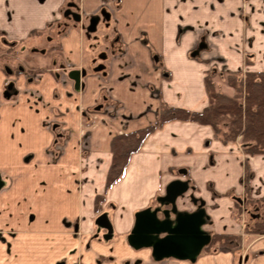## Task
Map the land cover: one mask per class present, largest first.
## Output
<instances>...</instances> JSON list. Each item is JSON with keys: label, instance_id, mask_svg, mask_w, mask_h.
Wrapping results in <instances>:
<instances>
[{"label": "crops", "instance_id": "obj_1", "mask_svg": "<svg viewBox=\"0 0 264 264\" xmlns=\"http://www.w3.org/2000/svg\"><path fill=\"white\" fill-rule=\"evenodd\" d=\"M70 3L78 23L63 16ZM245 14L248 40L241 51L234 43ZM93 17L95 32L114 26L112 43L91 39L86 25ZM227 24L234 29L229 53L237 58L236 72L264 71V0H0V264H166L155 262L151 249L131 248L127 237L135 214L171 170H185L205 202L203 230L237 237L234 248L202 249L193 262L172 264H264V235L245 231L261 221L264 208L243 212L246 197L264 198V155L221 144L209 126L165 124L132 156L124 177L104 188L113 137L154 122L161 104L187 111L208 106V54L225 51L215 37ZM37 39L46 42L44 50H35ZM30 40L33 53L42 54L32 62L42 68L22 63L19 76L8 79L3 54ZM5 44L11 46L3 53ZM74 70L86 72L79 91L69 78ZM139 181L155 186L141 194L133 184ZM102 195V205H114L108 241L94 224L95 198Z\"/></svg>", "mask_w": 264, "mask_h": 264}, {"label": "trees", "instance_id": "obj_2", "mask_svg": "<svg viewBox=\"0 0 264 264\" xmlns=\"http://www.w3.org/2000/svg\"><path fill=\"white\" fill-rule=\"evenodd\" d=\"M214 69L209 70L204 78V86L208 97V106L201 111H187L181 108L168 107L161 104L154 122L137 131L116 135L110 143L111 163L105 178V191L113 187L124 176L125 170L134 154H137L145 140L155 131L172 121L192 122L209 126L213 137L223 145L235 143L239 139L240 148L246 156L264 155V71H240L225 76L226 85L234 94L228 96L217 88L213 81ZM245 193L249 195L251 171L247 162L244 164ZM104 202V197L97 196ZM101 202V203H102ZM237 219H240L241 207L236 203ZM264 208V198L254 202L246 197L243 212L250 209ZM96 212L100 206H95ZM256 221L245 231L253 235H264V217ZM256 218H258L256 216ZM259 220V219H258ZM210 243L204 248H234L237 237L228 234H210Z\"/></svg>", "mask_w": 264, "mask_h": 264}, {"label": "water", "instance_id": "obj_3", "mask_svg": "<svg viewBox=\"0 0 264 264\" xmlns=\"http://www.w3.org/2000/svg\"><path fill=\"white\" fill-rule=\"evenodd\" d=\"M64 17H71L73 21L79 22L81 17L70 10L64 12ZM98 17L92 18L87 27L88 33H95ZM7 73L11 71L7 69ZM85 70H75L69 74V78L74 82L75 90L79 91L84 84L81 77L85 76ZM180 175L185 176V170H179ZM3 182L0 175V189ZM188 191V183L179 179L169 182L165 187V195L159 202L171 204V213H177L176 201ZM240 201V199H236ZM205 211L196 213H178L175 221L168 218V214L163 213L164 219L158 210L145 209L135 214L134 226L127 237L129 246L135 250L151 249L152 257L156 260L172 258L178 261L193 262L201 250L206 247L211 240L208 233L202 230L205 224ZM98 230L105 231L103 239L108 241L113 235V226L106 213H102L94 220Z\"/></svg>", "mask_w": 264, "mask_h": 264}, {"label": "rangeland", "instance_id": "obj_4", "mask_svg": "<svg viewBox=\"0 0 264 264\" xmlns=\"http://www.w3.org/2000/svg\"><path fill=\"white\" fill-rule=\"evenodd\" d=\"M248 17H249L248 14H245V16H243V18H244L243 20L245 21V23L244 24L243 23L240 24V27H239V28L242 29V33L243 34H242V37L240 38V40L238 41V39H236V41L234 43L235 46L238 48V50H241V51H243V49L244 50L247 49V43H246L247 41L246 40H248V38H246V37L248 35V26L249 25H248V20L246 21V18H248ZM66 19L69 21L71 18L68 17ZM67 20H64L65 23H66V26H68ZM228 24H230L231 28H232L233 24L230 23V22H228ZM228 24L226 25L225 30H222L219 33H217L218 35L220 34V36H216L215 37L216 41H218V39H219V42L224 45L223 48H224L225 51L222 50L223 54L222 55L216 54V57H214V55H212V54H210V55L208 54V56L211 57L210 60H208V61L212 65V66L209 65V66H211V69H209V70L214 69L216 71V73H217L214 76V78H213V81L215 82L217 88H219L226 95L232 96L234 94V91H233L232 88H229L226 85L225 76L227 74H229V73H235L236 71H238V67H237L238 64H237V62L235 60L237 58L234 59L233 54L229 53V51H230L229 49H232V47H233L232 45H234L233 44V40L234 39L232 38L233 34H234V29H231L229 27L230 25H228ZM113 28H114V26L111 25V26H109L108 30L105 29V28H102V30L99 29V30H97V32H95L93 34H89V35L92 36L91 39H93V37H94V38H96L98 40L100 45H104L105 42H108V43L110 42L111 36L113 34ZM260 29L264 33V29L259 26V30ZM86 35H88V34H86ZM260 38L261 37H258V42H257V43H259L258 44V49H257L258 51L260 50L259 45H262L261 44L262 41H260ZM42 39H40V40L37 39L39 44L37 45L38 47L35 50H37V51L44 50L43 46L46 45V42L43 41ZM34 41H35V39H34ZM56 41H57V39L52 42L51 46H55L56 45ZM110 43H112V42H110ZM236 43H237V45H236ZM202 45L205 46L204 43ZM10 46H11L10 44H7V45L5 44L1 48L3 53L8 51L6 47L9 48ZM22 46L21 45H12V48L10 47L11 48L10 53L8 52L7 54H3L2 58H1V61L3 62V72H5V74H8L7 73V69L8 70H10V69L12 70V73L8 74V77H7L10 80L14 79V78H17L19 76L20 70L16 69V66L17 65L23 66L22 63L26 66V69L37 70V69L42 68V65H37V64L32 62L33 58H41V56H42V54L33 53L32 50H33V47L35 46V42L30 40L28 42H25L24 46L23 47ZM199 49H201V48H199ZM199 49H197L195 51V53L193 54L194 56L197 57L199 55ZM47 53H48V51H47ZM34 55H36V57H34ZM50 55L51 56H55V54H52V53ZM203 56H207V55H203ZM203 60H204L203 62H206L207 58L203 59ZM2 97L6 98V95L3 94ZM235 143L239 144V139H237V141ZM229 144H233V143H229ZM175 174H176V171L175 170H171V171H169V176H166V178L161 180V182L158 185V190L154 193V195L152 197V202L150 203L151 205L154 206V205L158 204V202L155 200V197H157L159 195H162L164 193L165 187H166V185L169 183V181L171 179H173V178L176 179L177 177L180 178L179 176H177V174L176 175ZM185 179H188V178L185 177ZM130 181L131 180L129 179L127 184H129ZM133 184L135 186H137V190H139V191L141 190V194L146 192V191L152 190L153 187L155 186V183H153V182H141V181H139V182H133ZM139 186H141V187H139ZM190 193H191V191H190ZM191 194H193L194 197L198 198L197 195L194 192H192ZM187 195L188 194H186L181 199H180V197L177 199V201H178L177 204H178L179 210H183L185 208L187 209L186 211H191L192 210L191 206L189 204H187V199H188ZM224 196L228 197L227 194H225V193L221 195V197H224ZM99 197H104V196L102 195V196H99ZM99 202H100V199L99 200L95 199V203H94V215H95V217L100 215L101 213H106L107 216L109 217V212H111L114 209V207H113L114 205L111 204V203H107V204L102 205L103 203L101 204ZM96 205H102L100 207V211L99 212H96V210H95V206ZM203 227H205V225ZM98 231H101V230H98Z\"/></svg>", "mask_w": 264, "mask_h": 264}, {"label": "flooded vegetation", "instance_id": "obj_5", "mask_svg": "<svg viewBox=\"0 0 264 264\" xmlns=\"http://www.w3.org/2000/svg\"><path fill=\"white\" fill-rule=\"evenodd\" d=\"M74 8H75V5L74 4H69V5H67V7H66V9H65V11L66 10H70L72 13H76L75 11H74ZM64 11V12H65ZM64 12H63V14H64ZM64 16V15H63ZM69 17V16H68ZM68 17H65V18H68ZM69 18H71V17H69ZM93 18H95V17H93ZM72 19V18H71ZM80 22V21H79ZM90 22V21H89ZM89 22L87 23V25H86V32H87V27H88V25H89ZM78 23V22H77ZM97 26V25H96ZM12 48V47H11ZM11 48H9V49H11ZM75 71V70H74ZM80 71V70H79ZM177 176H179L180 178H176V179H179V180H181V181H186L187 183H188V191H187V193H185L182 197H184L186 194H188L187 196V204H189L190 206H191V211H186L187 209L185 208V209H183V210H179V208H178V201H176V207H177V213L176 214H174V213H171V210H172V205L171 204H169V203H166V202H159V199L161 198V197H163L164 195H165V190H164V193L162 194V195H159V196H157V197H155V200L158 202V204H156V205H151L150 203L152 202V199H151V201L149 202V204L143 209V210H145V209H150V210H158L159 211V214L161 215V219H164V217L162 216V214L163 213H165V214H168V218H170L172 221H175V218H176V216H177V214L178 213H190V214H193V213H196V212H198V211H200V210H204L205 211V202L203 201V200H201L200 198H196V197H194V195L193 194H191L192 192H194V189H192V186H191V184H190V182L188 181V180H186V179H184V177L182 176V175H180L178 172H177ZM181 177H182V179H181ZM176 179H174V180H176ZM173 181V180H172ZM171 182V181H170ZM190 191H191V193H190ZM181 197V198H182ZM180 198V199H181ZM99 203H101V202H99ZM103 203V202H102ZM101 203V204H102ZM100 207L102 206V205H99ZM114 207V206H113ZM142 211V210H141ZM139 212V211H138ZM102 214V213H101ZM97 217V216H96ZM109 218V217H108ZM96 219V218H95ZM110 220V219H109ZM204 220H205V224H206V222L208 221V217H207V215H206V211H205V215H204ZM134 221H135V219H134ZM204 224V225H205ZM203 225V226H204ZM98 229V228H97ZM202 230H203V227H202ZM204 231V230H203ZM103 232V235L106 233L104 230L102 231ZM209 234V233H208ZM210 235V234H209ZM211 237V236H210ZM205 248V247H204ZM203 248V249H204ZM153 260L155 261V262H158V263H161V262H163V263H166V264H172L173 262L172 261H178V260H175V259H172V258H168V259H163V260H159V261H156L154 258H153Z\"/></svg>", "mask_w": 264, "mask_h": 264}]
</instances>
